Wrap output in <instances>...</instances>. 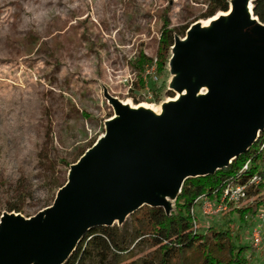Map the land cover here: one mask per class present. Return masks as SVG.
<instances>
[{"label": "rangeland", "instance_id": "1", "mask_svg": "<svg viewBox=\"0 0 264 264\" xmlns=\"http://www.w3.org/2000/svg\"><path fill=\"white\" fill-rule=\"evenodd\" d=\"M207 3L0 0V222L6 215L44 218L72 166L106 131V121L115 115L112 98L136 103V96L139 102L158 104L182 90L180 69L171 64L173 48L163 79L174 95L155 97L152 84L162 80L155 74L146 88L136 89L131 64L141 50L156 58L166 20L182 32L204 19ZM174 203L172 195L163 206L169 211ZM253 203L250 198L237 208ZM13 206L21 211H10ZM233 209L207 216L198 206V225L207 230L233 223L236 242L249 246L251 264H264V208L244 217ZM115 224L131 234L129 250L108 263L93 257L86 264L160 263L156 247L135 239L130 216ZM171 264H202L201 255L187 251Z\"/></svg>", "mask_w": 264, "mask_h": 264}, {"label": "water", "instance_id": "2", "mask_svg": "<svg viewBox=\"0 0 264 264\" xmlns=\"http://www.w3.org/2000/svg\"><path fill=\"white\" fill-rule=\"evenodd\" d=\"M247 1L236 4L230 26L218 24L209 36L195 28L189 43L176 37L174 65L190 95L161 123L112 98L121 120L72 166L44 218H2L0 264H64L91 228L123 222L144 205L163 206L158 191L176 200L187 178L214 173L249 150L264 130V23L249 0L250 23ZM195 77L209 84L208 96L196 98Z\"/></svg>", "mask_w": 264, "mask_h": 264}, {"label": "trees", "instance_id": "3", "mask_svg": "<svg viewBox=\"0 0 264 264\" xmlns=\"http://www.w3.org/2000/svg\"><path fill=\"white\" fill-rule=\"evenodd\" d=\"M229 7L230 0H208L202 18H210L219 11H228ZM254 13L264 23V0L254 1ZM188 28L185 26L179 32L170 26L169 21L163 24L155 65V74L162 80L152 84L157 99L164 92L174 95L171 90H167V81L163 77L176 36H184ZM153 63L154 58L143 50L132 62V69L137 73L136 89L146 88L148 81L153 79V75L148 72ZM132 97L139 103L136 96ZM246 165L248 167L245 169ZM256 175L260 178L259 182L251 183L248 190L254 203L233 209L240 217L247 214L255 216L264 208V130L249 150L240 154L228 166L205 176L187 178L170 211L163 206L144 205L132 213L130 218L136 228L135 239L144 240L156 247L161 256L159 264H171L175 257L187 251L199 253L202 264H251V255L247 254L249 246L236 242L231 229L233 223L212 225L203 230L193 210L200 197L220 201L229 185L247 184ZM9 210L21 211L16 206ZM131 240V234L116 224L93 227L82 237L64 264H86L93 257L108 263L110 258L126 253Z\"/></svg>", "mask_w": 264, "mask_h": 264}, {"label": "bare ground", "instance_id": "4", "mask_svg": "<svg viewBox=\"0 0 264 264\" xmlns=\"http://www.w3.org/2000/svg\"><path fill=\"white\" fill-rule=\"evenodd\" d=\"M230 2H231V7L228 11L226 12L219 11L217 14H215L210 18L202 19L194 23L190 27L186 36L180 39V42L189 43L191 41V35L194 32L195 28L200 29L202 33H204L206 36H209L214 31V29L218 24L222 23L224 26H230L232 24L231 20L236 14V4L239 3V0H230ZM244 9L246 14L250 18V23H256V18L252 16L251 3L249 0L245 3ZM176 59H177L176 48L173 47L171 64L174 65ZM180 74H183V70H181ZM191 85H194L195 88L197 89L195 94L197 99H201L205 96H208L211 92V88L209 84H200L198 82V78L196 77L192 79ZM189 95H190V89L189 87H185L182 90L177 91V94L175 96L168 97L158 104L147 101L133 103L131 100L121 101V103L124 107L128 108L130 111H132L135 114L148 115L151 124L153 123L159 124L168 116L170 108H175L177 106L184 104V102L189 97ZM121 118H122L121 115L118 113V110L115 107V115L106 121V131L99 137L94 148L90 149L89 152L93 151L96 147L101 145L109 137L110 125H114L119 120H121ZM17 137L21 138L22 135H18ZM70 174H71V170L69 171V176ZM157 196L160 199L169 202V200L171 199V192L158 191ZM33 264H35V261L33 262Z\"/></svg>", "mask_w": 264, "mask_h": 264}, {"label": "built area", "instance_id": "5", "mask_svg": "<svg viewBox=\"0 0 264 264\" xmlns=\"http://www.w3.org/2000/svg\"><path fill=\"white\" fill-rule=\"evenodd\" d=\"M156 61L157 60L155 58L153 65L148 69V72L151 74H155ZM155 78L157 79L158 77L155 76ZM247 167L248 165L245 166V169ZM259 180L260 178L258 177V175H256L247 184L229 185L220 201H213L205 196L200 197L197 200V205L193 210L194 214L198 206L201 207L203 214L207 216L217 215L218 213L228 210L229 208L241 207L243 205V202L251 198L248 192L249 185L251 183H257L259 182ZM261 238V233L259 231H256L254 234L255 243L259 244L261 242Z\"/></svg>", "mask_w": 264, "mask_h": 264}]
</instances>
